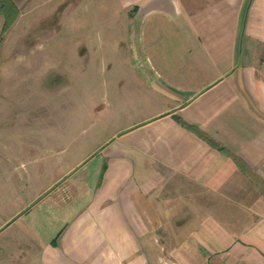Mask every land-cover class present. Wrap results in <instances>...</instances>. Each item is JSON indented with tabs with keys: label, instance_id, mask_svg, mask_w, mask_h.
<instances>
[{
	"label": "crops",
	"instance_id": "obj_1",
	"mask_svg": "<svg viewBox=\"0 0 264 264\" xmlns=\"http://www.w3.org/2000/svg\"><path fill=\"white\" fill-rule=\"evenodd\" d=\"M112 2L126 58L144 65V115L20 219L0 212V235L13 229L0 251L14 243L12 264H264V0Z\"/></svg>",
	"mask_w": 264,
	"mask_h": 264
},
{
	"label": "rangeland",
	"instance_id": "obj_2",
	"mask_svg": "<svg viewBox=\"0 0 264 264\" xmlns=\"http://www.w3.org/2000/svg\"><path fill=\"white\" fill-rule=\"evenodd\" d=\"M25 1L3 34L0 14V212L10 222L145 112L144 65L126 58V20L112 0ZM11 244L0 264H12Z\"/></svg>",
	"mask_w": 264,
	"mask_h": 264
},
{
	"label": "trees",
	"instance_id": "obj_3",
	"mask_svg": "<svg viewBox=\"0 0 264 264\" xmlns=\"http://www.w3.org/2000/svg\"><path fill=\"white\" fill-rule=\"evenodd\" d=\"M0 14H3L5 17V24L3 27L2 34L4 31L15 21V16L20 13V9L17 3L14 0H0ZM2 40V36L0 34V43ZM212 144H215L212 140H210ZM223 149V148H222Z\"/></svg>",
	"mask_w": 264,
	"mask_h": 264
}]
</instances>
